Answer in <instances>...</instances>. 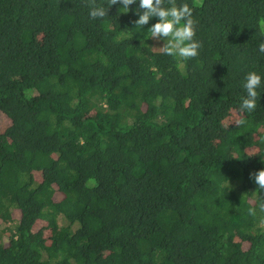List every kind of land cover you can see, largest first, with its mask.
Masks as SVG:
<instances>
[{"label": "trees", "instance_id": "16d2710c", "mask_svg": "<svg viewBox=\"0 0 264 264\" xmlns=\"http://www.w3.org/2000/svg\"><path fill=\"white\" fill-rule=\"evenodd\" d=\"M183 4L186 61L138 3L93 20L88 0H0V264H264V0Z\"/></svg>", "mask_w": 264, "mask_h": 264}, {"label": "clouds", "instance_id": "9594fccd", "mask_svg": "<svg viewBox=\"0 0 264 264\" xmlns=\"http://www.w3.org/2000/svg\"><path fill=\"white\" fill-rule=\"evenodd\" d=\"M138 3L135 14L138 19L133 21L136 27L142 28L148 25L150 20L156 18L157 22L147 29L151 39L163 40V46L159 50L167 56H176L186 61L198 56L202 43L194 39L196 35L197 21L193 18L192 9L188 4L176 5V0H167L169 7H165V0H108V7L100 6L96 0H88L91 19H102L107 16L111 6L119 4L124 13L129 12V6ZM258 51L264 54V42L258 44ZM261 86V76L250 72L245 77L243 88L246 97L241 98L239 113H252L257 107L258 92ZM245 124L243 118L235 120L237 127ZM264 143V137L260 138ZM249 178L254 181L256 190L250 200H254V206L248 208L250 216L258 213L264 216V169L250 173ZM264 222V220H262Z\"/></svg>", "mask_w": 264, "mask_h": 264}, {"label": "rangeland", "instance_id": "374dc122", "mask_svg": "<svg viewBox=\"0 0 264 264\" xmlns=\"http://www.w3.org/2000/svg\"><path fill=\"white\" fill-rule=\"evenodd\" d=\"M8 124H10V119L0 111V129H4L5 126H7ZM45 175V172L43 171H36L33 172V176L35 178V180L39 181L43 178V176ZM18 214L16 213V211L14 212V218H17ZM7 228L6 224L3 225V229Z\"/></svg>", "mask_w": 264, "mask_h": 264}]
</instances>
